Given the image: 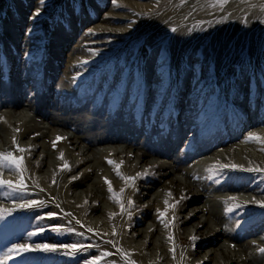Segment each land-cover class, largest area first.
Listing matches in <instances>:
<instances>
[{"label": "bare ground", "instance_id": "6f19581e", "mask_svg": "<svg viewBox=\"0 0 264 264\" xmlns=\"http://www.w3.org/2000/svg\"><path fill=\"white\" fill-rule=\"evenodd\" d=\"M24 1L16 0L18 4L21 3L26 8L36 6L35 11L27 17V21L38 23L31 28L32 31L29 33L32 34H28L29 37L22 40L24 45L17 49V51L21 49L25 51L24 56H21L24 58L23 62L29 64L33 55L30 56L33 52L32 47L41 37L34 34V29L36 25L42 23V20L38 19L44 14V8L47 12L46 7L50 0H45L43 5H40L38 0H26V3ZM145 1L121 0L118 4L117 0L115 3L112 0L110 10L101 16V21L88 28L85 27L87 30L83 32L84 35L74 49L71 48V53L67 55V65L65 64L59 77V90L62 96L60 102L57 101L53 105L60 108L61 115L59 113L55 115L48 110L49 115L55 116L51 118L46 116L43 119L40 115L34 114L37 105L35 97L40 98L42 93H46L39 88L46 82L42 83L40 79H33L31 77L33 71L26 65H22L21 77L19 71L13 72L15 85L12 84L13 81H7L4 84L0 82V89L8 87L10 91L9 98L0 97V153L11 152L17 158L23 157L20 173L0 169V179L15 184L22 175L24 184L23 189L17 192H11L7 187L0 188V209L5 210L3 217H0V246H4L5 249L6 244L20 241V244L34 246L37 241L39 244L57 247L55 252L14 251L6 260V264H23L30 261L28 258L36 256H46L47 264L50 263L52 256L58 257V261L57 259L55 261L59 264H71V260L88 258L95 248L89 245L84 246V244L88 243L87 241L94 243L97 240L98 242L102 240L100 242L102 243L105 237L104 231L108 232V228L109 232L111 231L112 214L116 215V209L107 207L108 203L104 202L113 195L108 190L105 178L111 182L113 191L120 194V237H116L114 233L110 235L113 254L101 255L99 259L88 261H95V264H264V255L258 251L259 248L264 247V207L253 202L254 200L264 201V172L255 173L240 169H217L211 173L207 171L210 166L220 164H236L245 169L249 167L264 169V151L261 150L264 144L245 142V138L250 133L264 137V93L261 94L259 90V86L264 84L262 79L264 72L260 75L252 72V77L249 78L247 76L249 71L246 68L242 73L247 78L243 80L239 77L237 78H241L239 84L237 80L231 84L236 102L238 105H243L241 108L234 105L233 108L239 107L243 110L241 115L237 112L228 113L225 105L220 106V100L215 107L218 115L215 114V102L206 99L209 93L204 96L202 86L194 79L199 75L197 67L204 56L209 59L210 72L207 71L206 75H203L207 76L211 72L221 75L220 72L224 68L220 66L219 61L225 59L224 51L220 52L223 53L222 56L219 53L215 54L216 49L221 46L223 49L226 46L225 52H227L234 44L236 47H240V44L245 47L248 42L262 41L258 51L250 52H257L259 57L257 60L264 59V8L259 7L249 17L247 14L239 15L238 12H232V9L242 12L241 5L248 3L249 0H229L223 8L209 7L207 0ZM171 1L174 4L172 10ZM163 2L168 4L165 7L168 10L164 8L160 13L159 7ZM8 3L11 4L10 1ZM18 4L14 6L15 11L22 14ZM59 6L61 10V5ZM37 8L42 10L39 16L35 20L30 19ZM119 9L127 11L117 13L116 10ZM179 11H183L185 16L177 18L172 15H177ZM55 18L57 17L53 16L52 21L49 19L47 27L43 29V31H50L52 36L60 34L58 33L60 29H56L57 26L52 27L55 25H52ZM115 21H120L122 24L115 25ZM164 21L166 24L163 25V30L162 28L158 30V27L156 33L160 34H156L155 38L152 35L151 39L165 36L164 40H168L171 49L172 45L177 49L181 48L179 55L177 51L173 53L166 48L174 64L175 61L184 62L181 67V76L191 74L193 78L184 94L189 108L185 110L182 118L179 116L177 121L179 124L192 122L197 127L194 128L193 135L187 137L181 146L169 140L177 136V132L182 131L181 126L173 127L165 136L168 139L161 141V144L155 147L147 141L148 136L153 135L158 138L162 130L142 129L139 123L145 120V116L139 120H131L136 116L137 104L127 102L123 105L121 103V106H124L123 109L113 106L103 108L100 104L107 97L106 89H95L91 83L87 82L96 83L108 78L106 70L97 71L99 69L92 65L109 57L117 51L118 46L120 50V44L123 45L121 49L131 47L130 45L134 43L141 44L146 58L151 44L147 43L148 41L138 40V42L125 37L135 29L150 27L153 22L157 25L161 22L163 24ZM11 23L12 21H8L6 17L0 18V28L5 31V35L0 40H4L6 44L10 42L11 37L15 36ZM173 28L176 31H172ZM69 40L68 37H63L64 43ZM28 41L31 43L29 47ZM58 43L61 45L62 39L58 40ZM115 43H119L118 46H115ZM57 48L59 51L60 46L58 45ZM198 49L199 53L194 55L193 52ZM58 51L53 50L51 53L57 56ZM158 53V57H161L165 51ZM5 56L6 52L3 57ZM214 57L219 61H215ZM30 65L33 64L30 63ZM215 65H218L220 70L213 71ZM162 69L165 73L168 70L165 65ZM118 72L115 70L116 74ZM5 76V74L2 75V77ZM114 76L115 74L109 78L114 80ZM77 77L85 78L86 81L78 82ZM153 78L157 89L152 95L147 114L157 108L159 95L171 90L166 89L169 78L160 76H153ZM176 83L178 81L171 84L175 94L178 91H185L181 83ZM246 83L253 85L255 90L244 98L243 90ZM74 86H77V90L80 89L81 94L75 93ZM109 87L112 86L109 84ZM56 89L58 88L56 87L54 91ZM94 91L92 95L91 92ZM221 91L224 89L211 93L212 99L215 96L219 99ZM28 93L31 96V100L27 98L30 103L21 102L20 99ZM260 99L262 103L259 104ZM241 101L243 102L240 103ZM202 104H205L206 111L195 116L197 107ZM75 105L82 107L78 110L75 109ZM64 110H71V112L66 113ZM119 111L120 117L112 119L111 116ZM211 111L217 117L215 123H210L209 120L204 122L205 117L213 115ZM200 126L201 128L198 129ZM75 128L85 135L76 134L77 131L73 130ZM92 128H96L95 134L89 132ZM212 128H215V134L211 139L201 141V136L207 134L208 129ZM229 131L233 133L230 134ZM187 132L183 133V138L187 136ZM57 137L61 139L58 140ZM14 138L15 143H13ZM17 145L28 151H18ZM177 147L178 151L175 150ZM39 148L41 152L36 160H33ZM172 149L175 152L170 153ZM61 154H63L62 159L59 158ZM41 156L49 157L51 161L45 171L38 174ZM153 156L158 159L153 160ZM203 156L206 158H201ZM108 161L114 163L110 164ZM65 163L70 170L64 168ZM86 164H88L86 168L77 172L76 177L64 178L66 174ZM117 166H119L118 169ZM117 170L124 177H136V179L134 182L121 179L117 175ZM91 172L95 175L92 179L93 183L85 185L84 179L89 177ZM145 172L147 175L137 176L138 173ZM56 178H64L65 189L63 186L57 189L53 185V179ZM94 183L98 184L94 185ZM75 186H84V188L77 190ZM121 189H124L122 193ZM168 193H171V196ZM229 197H234L235 201L229 200ZM129 200L133 202L131 205L128 203ZM30 201L41 203L32 207H20L21 204ZM165 201H168V205ZM100 203L103 205L100 206ZM234 203L243 206L234 209L233 212H227V206ZM166 207L168 210L165 212ZM98 208L102 209L106 217L91 216ZM157 210L164 212V216L160 217ZM173 210L178 213H171L170 211ZM179 212H183V215ZM118 217L119 214H117ZM194 219L197 220L193 221ZM165 224L168 227H165ZM54 228L57 230H53ZM260 230L262 231L258 234ZM29 233H35V235L29 236ZM100 233L104 235L102 239L99 237ZM17 234L21 236L13 237ZM57 235H62V239H57ZM192 237L196 239L193 240ZM62 240L73 241L78 246L77 253L63 247V244L57 245ZM183 243H189V246L187 253L180 255L179 248ZM15 245L19 244L7 246L6 250L0 247V257H3ZM109 249L111 248H108V252ZM56 262L50 264H57Z\"/></svg>", "mask_w": 264, "mask_h": 264}, {"label": "rangeland", "instance_id": "374dc122", "mask_svg": "<svg viewBox=\"0 0 264 264\" xmlns=\"http://www.w3.org/2000/svg\"><path fill=\"white\" fill-rule=\"evenodd\" d=\"M9 1L11 4L8 3ZM53 1L54 0H50V2L48 3V5L46 7L47 12H45V8H44V12H43L44 14H42L41 17L38 19V20H42V23L39 25H36V29H34V34H38L41 37H40V39L36 40V44L32 47L33 52L30 54V56L32 54L33 55L31 56V61H29V64L28 63L25 64L23 62L24 61L23 56H24L25 51L23 49H21L22 51L21 50L17 51V49H19V46L24 45V42L22 40L24 38H28L29 35L32 34V33H29V29H31L33 27V25L37 23V22L30 23L27 21V17L32 12L35 11L36 6L33 5V6H30V8H26L21 3L18 4L16 2V0H0V18L6 17V19L8 21L9 20L12 21L11 24H13V26H11V29L14 30V32H15V36L11 37V39H10V42H9L10 44L9 43L6 44V42L4 40H0V82H1V84H4L7 81L8 82L13 81L12 84H14L15 81L13 79L14 75H12L13 72L19 71V73H20L19 75L21 77L22 76V73H21L22 72V65L23 66L26 65V67L31 69V71H33V74L31 75V77L33 79L34 78L37 80L40 79V81L42 83L46 82V84H42L39 87L40 89H43V92H46V93H42L40 98L35 97L37 105H36L34 114L36 113V114L40 115L41 118H43V119H45L46 116L51 118L52 116H55L56 113H59V115H61L60 108L55 107L53 104L56 103L57 101L60 102V98L62 96V93L59 90V88H60L59 77L62 73L63 68L65 67V64L67 65V63H66L67 55H69L71 53V48L74 49V46H76L77 42L84 35L83 32L87 30V29H85V27L88 28V27H90V25L92 26L96 22H100L102 19L101 16L110 10V6L112 3V0H57V1L55 0V2H53ZM117 1H118V4H119V2H121V0H117ZM136 1L143 2L145 0H136ZM26 2L27 1L25 0L24 3H26ZM145 2H148V0H146ZM64 3H65V5H64ZM170 3H171L170 8L172 10V8L174 7L173 1H171ZM17 4L20 6L19 10L22 12V14H20V12L15 11L14 6ZM27 4H29V3H27ZM59 4L61 5V10H60ZM167 5L168 4L167 3L165 4V2H163L161 4V6L159 7L160 13H162V9H164ZM259 7H261L260 9L264 8V0H249L248 3L241 5L242 12H240V10L237 11L238 9H232V12H238L239 15L247 14L250 17L254 14L256 9L258 10ZM246 8H248V9H246ZM54 9L55 10L57 9L56 10L57 12L54 11ZM165 9L168 10L167 8H165ZM260 9H259V11H261ZM39 10L42 11L41 9H39ZM60 11L62 12V14ZM126 11L127 10H120V9L116 10L117 13H124ZM67 12L69 14H67ZM179 12L180 13H176L177 15H174V14H172V15L176 16L177 18H179L180 16L181 17L185 16V13L183 11H179ZM64 14H65V16H64ZM56 15H58V16H56ZM53 16H55L57 18H55L53 20L52 25L53 24H55V25H53L52 27L57 26L56 29L59 28L61 31V32L60 31L58 32L60 34L55 35L56 37L54 35L53 36L50 35V31H47V30L43 31V29L45 27H47V25H48L47 21H49V19L52 21ZM60 17H62V18H60ZM69 19H70V21H69ZM54 21H56V22H54ZM71 21H72V23H71ZM162 22L160 23L161 25L160 24L157 25L156 22L154 24V22H153L152 23L153 25L150 27L135 29V31L133 30L134 32L132 31L133 33L130 32L125 37L128 40L132 39L133 41H138V40H141L144 42L148 41L147 43L151 44V46L149 47V49L146 53V55H147L146 58H145L144 51L141 48L142 47L141 44L137 45L136 43H134V44L130 45L131 47H124L122 49H121V47L123 45L120 44V50H119V48H118L119 43H115L116 44L115 46H118L116 49L117 51H114L113 54H110L109 57L103 58L102 60L97 62L98 64L95 63L96 65L95 64L92 65V67L94 66L96 69H99L97 71L106 70L107 71L106 76L108 78H105L104 81L100 80L99 82H96V83L92 82V81H88V79H87V81H88L87 83H91L95 89H98V88L106 89L107 97L104 100V102H101L102 104H100L103 108L104 107L110 108L113 106L116 108L120 107L123 109L124 108L123 105L127 102H130L133 105L137 104L138 108L135 109L137 111L136 116L132 117L131 120H133V119L139 120V119H142L143 116H145L144 117L145 120H141V123H139V126L141 125L142 129H145V130H149V129L162 130V132H161L162 134H160L158 136V138H156L157 136H153V135L148 136L147 141L149 143H151L152 145H154L155 147L157 146V144H161V141L168 139L165 136H166V134H168V132L171 128L181 126L182 131H179V133L177 132V134L179 135V138H177L178 135L174 136L172 138H169L170 141L175 142L176 144L179 143V146H181L183 144V142L187 139V137H191V135H193V133L195 131L194 128L197 127L192 122H186V123L179 124L177 121L179 116H181V118H182L185 110L186 109L188 110V108H189L188 104L185 102L186 98H185L184 94H185L186 90L188 89L189 85H191L190 83H191V81H193V78H192L191 74H185L182 77L181 76V67L184 65V62L175 61L176 63L174 64V62L172 60V56L169 55L166 51V48L168 49V51L169 50L173 51V53H174V51H177V54L179 55L181 52L180 51L181 48L177 49L172 45V49H171L168 40H164L165 36H162L160 38L157 37L154 40L151 39L152 35H154V38H155L156 34H160V33H156L158 27H159L158 30H160V28H162V30H163V25L166 24V21H164L163 24H162ZM263 22H261V23H263ZM114 24L115 25H121L122 23L120 21H115ZM254 25H256V23H254ZM254 27L258 28L257 26H254ZM154 29H155V32H153ZM70 30H73V31L70 32ZM6 32H8V30ZM3 35H5V31L0 28V39H2ZM67 35H69V36H67ZM65 36H66V38L68 37L70 39L67 43L63 42V37H65ZM102 37L103 36L101 35V38ZM184 37L186 38V36H184ZM61 39H62L61 45L59 43L57 44V41L61 40ZM30 41H28V47L31 44ZM152 44H154V45H152ZM261 44H262V41L258 42V43L248 42V45L245 47L243 44H240V47L238 45H237L238 47H236L235 46L236 44H234L232 46V49L230 51H227V52H225L226 48H227L226 46L224 49L222 46L217 48L215 51V54L219 53L222 56L223 53H220V52L224 51L223 57L225 58L223 61L220 62L219 60L216 59V57H214L215 61H219L220 66L222 68H224L223 70H221L222 72H220L221 73L220 76L215 75L212 72L210 74H207V76H204V75H206L207 71H208V73L210 72L209 67H208V63H210V62H209V59L207 56H204V59H202V62H199L198 67H197L199 75H198V77H194V79L196 81H198L197 84L202 86L203 94L205 93L204 96L207 93H209V96L206 99L213 100L215 102L214 103L215 114L217 113V115H218V112L215 108L217 106L218 100L221 101L220 106L225 105L227 107L226 110L228 113H232V112L236 113L237 112L239 115H241V113L243 112V110L240 109L243 105H241V104L238 105V103L236 102L234 94L232 93L233 90H231V88H232L231 84L235 80H237V84H239V80L241 81V78L237 79L239 77H242L243 80L245 78H247L242 73V71L245 70L246 68L249 71V73H247V76L249 78L252 77V72L254 74L258 73V75L263 74V72H264V59L261 58L259 61V59L257 60V58H259V57H257V52L256 53L250 52L251 50L252 51H254V50L258 51L259 48L261 47ZM58 45L60 46L59 51L57 48ZM52 48H53V50L58 51V53L56 54L57 56H55V55L53 56V53H51V52H53ZM164 51H165V54L162 55L161 57H158L157 53L158 52L162 53ZM192 51H193V49L191 50V52ZM200 51H202V49H200ZM5 52H6V56L3 57ZM193 53H194V55H197L199 53V49ZM21 55H23V56H21ZM131 56H136V57H131ZM194 60H195V58H194ZM30 63L33 64L34 66L30 65ZM214 64L215 63H213V65ZM163 65H165L168 69L166 71V73L162 69ZM189 66L191 67V62L189 63ZM217 67H218V65H215L213 71L214 70L218 71L219 67L218 68ZM74 69H73V71H75ZM115 70L119 71L120 73L118 72V74H116ZM4 74L6 76L2 77V75H4ZM114 74H115V76H114L115 78H114V80H111L109 78V76H113ZM153 76H160V77L169 78L167 81L166 89L170 88L171 90H168V91L164 92V94H161V95L158 94L159 98H158V102L156 104L157 108L154 109L152 111V113L147 114V109H148L149 104L151 103L152 95H153L155 89H157L155 82L153 80L154 79ZM203 78H205V79H203ZM262 79H264V78H262ZM76 80L78 82L82 81V80L86 81L85 78L82 79L81 77H77ZM18 81L21 82V80H18ZM177 81H178V83H176V84L181 83V85H183V90H185V91H178V93H180V94H178V93L175 94L174 90H172V87H171V84H173ZM200 82H201V84H200ZM109 84L112 87H109ZM116 85H118V86L115 87ZM245 85L246 86L244 87V90H243L244 91V98H247L248 95H250V93L255 90V87L253 85H251L250 83H246ZM28 87H31V86H28ZM56 87L58 89H56V91H54ZM221 88L224 89V91H221V93H219L220 98L218 99V96H215L212 99L211 93L213 94L215 92H218V89H221ZM73 89H74L75 93L79 92L81 94L80 89L77 90V86H74ZM8 90H9L8 87L1 88L0 89V91H1L0 97L3 99L5 97H6L5 99L9 98L8 95L10 94V91H8ZM259 90L261 91V94L264 93V84L259 86ZM260 91H259V93H260ZM91 93L93 95L95 93V91L91 92ZM28 97H29V100H31V96L28 93V95L25 96L24 98H21L20 101L29 104L30 101L27 100ZM261 101H262V99H260L258 103L260 104ZM242 102L243 101H241L240 103H242ZM121 103L123 104L122 106H121ZM76 105L78 106V104H76ZM76 105L74 106L75 109L79 110V108L82 107V106L77 107ZM234 105H237L240 108L235 107V109H234L233 108ZM204 106H205V104L199 105L197 107V113H195L194 115L198 116V115L202 114L203 112H205L206 110H204ZM41 107H42V109H41ZM2 110H3V108H2ZM41 110L43 111L42 113H41ZM48 110H50L55 115H51V114L49 115V113L47 112ZM64 112H66V113L71 112V110H64ZM120 113H121L120 111L117 112L115 115L111 116V118L112 119H118L121 115ZM212 114H213V112H212ZM215 114L210 115L209 117H205L203 121L206 122L207 120H209L210 123H215V120L217 118L216 116H214ZM195 116H194V118H195ZM235 116H236V114H235ZM48 121H49V119H48ZM45 122H47V121H45ZM200 128H201V126L198 127V129H200ZM73 130H76V128ZM95 130H96V128H92V131H89V132H92L93 134H95L94 133ZM208 130L209 131H207V134L201 136V141H206L208 139H211L212 135L215 134V131H214L215 128L208 129ZM76 131H77V133L76 132L75 133L80 135V136L85 135V133H83L82 131H78V130H76ZM186 131H188L186 133L187 136L185 138H183L182 135ZM229 133L232 134L233 131H229ZM157 142H159V143H157ZM195 148H197V146H195ZM175 150L178 151V147ZM175 150L172 149V151H170V153L175 152ZM40 152H41V148H39L37 150L36 155L33 157V160H36V158L38 157ZM152 158H153V160L158 159L155 156H153ZM201 158H206V157L203 156ZM41 160H42L41 165L38 169L39 171H37L38 174H42L45 171V169L47 168L48 163L51 161V160H49V157L45 158L44 156H41ZM56 161H58V160L56 159ZM87 165L88 164L83 165L81 168L76 169L74 172H72L70 174H66L64 178L68 179L72 176L76 177L77 172H80L82 169L86 168ZM94 176L95 175L92 172L89 173V177L84 179L85 185L93 183L92 179L95 178ZM64 178L53 179V182H52L53 185L57 189H61L62 186L65 189ZM96 184H98V183H94V185H96ZM74 188L77 190H80V189H83L84 186H82V187H78V186L76 187L75 186ZM117 196L120 200V194L117 193ZM148 199H149V197H148ZM148 199H146V200H148ZM104 202L108 203L107 207H114L116 209V215L112 214L113 217L111 218V220H112L111 231L109 232V228H108V232H107V230H106V232L104 231L103 234L105 235V237H103L104 241L102 243H100L102 240L99 242L97 240L94 243L92 241H87L88 243H85L84 246L89 245L90 247H94L95 250L90 252L91 254L85 260H81V259H79L78 261L77 260H73V261L71 260V262H72L71 264H85V262L88 260H91V259L96 260L101 255H104V253L108 252L109 247L111 249H109L108 253L110 254L113 252V251H111L112 250V246H111L112 243H110V239H111L110 235L114 233L115 235H117L116 237H120V203H117L113 198L112 199L107 198L106 200H104ZM99 205L101 206V205H103V203H100ZM180 206L184 207V205H180ZM108 210L112 211V209H110V208H108ZM170 212L171 213H173V212L178 213V211H174V210L170 211ZM179 213L181 215H183V212H179ZM117 214H119L118 218H117ZM91 216L92 217H100V218L106 217L105 214L103 215L101 208L100 209L98 208V210L94 211L91 214ZM195 220H197V219H194L193 221H195ZM261 231L262 230L258 231V234ZM21 234L13 235V237L15 236V238H19V236H21ZM104 235H102L100 233L99 237L102 239V236H104ZM61 236L62 235H57L56 238L59 239V238H61ZM4 237H8V236L4 235ZM7 240H8V238H7ZM20 243H21V241L14 243V244H20ZM58 243L59 244H57V243L56 244L57 245H60V244L73 245L74 244L73 241H67L66 242L64 240L59 241ZM14 244L13 243H11L9 245L6 244L5 249H4V246H0V247L3 250H6L8 247H10ZM36 244H39V242L36 241ZM188 246H189V243H183L180 245V248H179L180 255H185L187 253V247ZM106 247H108V248H106ZM96 250H98V251H96ZM100 250H101V252H100ZM105 256H107V255H105ZM28 259H30V261L23 263V264H47V263H45L46 256H40V257L36 256V257L28 258ZM56 259L58 261V257L52 256V258L50 259V263L56 262L55 261ZM59 260H61V259H59ZM57 264H59V263H57Z\"/></svg>", "mask_w": 264, "mask_h": 264}, {"label": "snow or ice", "instance_id": "6c2138e0", "mask_svg": "<svg viewBox=\"0 0 264 264\" xmlns=\"http://www.w3.org/2000/svg\"><path fill=\"white\" fill-rule=\"evenodd\" d=\"M45 2V0H38V3L40 5H43ZM116 0H113V3H115ZM183 2V0H182ZM208 2V6L209 7H220L223 8L225 5H227L229 3V0H207ZM40 14V10L39 8H37L36 12L33 14L32 17H30V19L35 20L36 17H38ZM31 31V29H29V32ZM172 31H176V29H172ZM86 62V61H85ZM57 139H61L60 137H57ZM245 142H257L260 144H264V137H261L258 134H252L250 133L246 138H245ZM13 143H15V138L13 139ZM53 147H55V142H53ZM17 150L20 152H24V151H28V149H23V148H19V146L17 145ZM262 151H264V148L261 149ZM59 158H63V154H61V156ZM110 164L114 163L113 161H108ZM23 165V157H19L17 158L16 156L13 155V153L11 152H7V153H0V169H8V170H12V171H16L18 173L21 172V168ZM119 166H117L118 169ZM64 168H69V166L67 165V163H65ZM217 169L219 170H223V169H232V170H236V169H240L242 171H247V172H255V173H262L264 172V169H261L259 167H249V168H243L240 165H236V164H220V165H212L209 167V169H207V171L214 172L217 171ZM117 175L121 178L124 179L126 181H133L136 179V177H124L122 176V174L117 170ZM141 175H147V172L140 174L138 173L137 176H141ZM105 182L108 184V190L109 192L113 193L112 197L117 203H120V200L117 196V194L113 191L111 182L108 181L105 178ZM217 183H219V181H217ZM3 187H7L8 189L11 190V192H17L23 189L24 184H23V177L21 175L20 180L17 183H13L11 181H6L3 179H0V188ZM121 193L124 191V189L120 190ZM8 193L9 195L11 194ZM169 196H171V193H168ZM184 197H182L183 199ZM229 200L231 201H235L234 197H229ZM254 203L259 204L261 207H264V201H253ZM41 202L38 201H30L28 203L25 204H21L20 207L21 208H26V207H32L35 206L37 204H39ZM129 205H131L133 202L131 200L128 201ZM178 203V201H177ZM227 204V201L225 202ZM165 204L168 205V201H165ZM243 205L239 204V203H234L231 205H228L226 208L227 212H233L234 209L240 208ZM171 207H175V205H171ZM121 209L123 211V205L121 204ZM167 207L165 208V212L167 211ZM159 213L160 217L164 216V212H160V210H157ZM5 214V210L0 209V217H3V215ZM50 216L54 215V214H49ZM163 222V220L161 221ZM165 227H168L167 224H165ZM53 230H57V229H53ZM31 235H35V233H29V236ZM193 240L196 239V237H192ZM63 247L71 249V251L74 253L78 250V246L73 244V245H64ZM42 251V252H55L57 251V247L55 245H46V244H36L34 246H29V245H25V244H19V245H15L13 248H10L8 250L7 253L4 254L3 257H0V264H6V260L10 257V254L14 251H18V252H28V251ZM258 251L264 255V247H261L258 249ZM104 255H109V253H104ZM99 259V258H97ZM85 264H95V261H86Z\"/></svg>", "mask_w": 264, "mask_h": 264}]
</instances>
